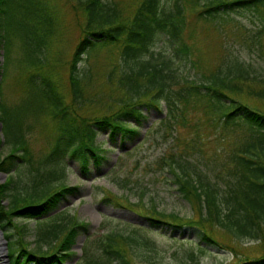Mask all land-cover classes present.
I'll list each match as a JSON object with an SVG mask.
<instances>
[{"label":"trees","instance_id":"16d2710c","mask_svg":"<svg viewBox=\"0 0 264 264\" xmlns=\"http://www.w3.org/2000/svg\"><path fill=\"white\" fill-rule=\"evenodd\" d=\"M131 1L130 8L115 0H76L72 4L74 10L81 11L82 20L68 59L67 102L47 74L27 73V88L38 103L34 112L47 105L57 120L42 156L32 157L23 120L11 124L0 103L1 131L4 142H10L8 150L0 152V173L5 174L0 180V228L6 239V264H64L74 254L71 246L78 233L87 234L80 248L82 264H133L131 250L148 241L141 237V227L92 235L87 221L62 207L68 196L79 193V186L63 183L61 178L67 157L77 161L83 176L91 166L98 168L106 160L103 140L96 139L98 132L106 131L108 141L118 146L139 135L145 117L143 107L164 109L166 127L187 124V116L199 110L209 123L219 125L222 133H234L228 151V176L221 185L200 170H188L187 161L171 157L167 162L177 189L184 197H193L197 218L164 213L151 202L145 207L153 214L141 213L148 224L179 231L191 229L203 246L222 247L210 233L211 225L235 238L264 234V110L235 96L248 86L250 94L264 99V0ZM6 2L0 0V85L14 38L21 48L20 61L36 67L52 33L49 13L39 0H34L30 11L20 13L17 26L10 24L12 15ZM243 10L257 19L253 39L256 61L222 44L218 61L207 69L202 67L199 33L210 25L221 34L230 28L232 38L236 37L242 27L236 15ZM98 46L111 49L113 61L106 77L118 94L110 112L87 117L75 109L87 99L89 67L84 69L79 64ZM181 62L188 64L185 73ZM189 69L193 76L187 74ZM21 164L26 165L25 173L19 171ZM102 189V200L121 205L117 194ZM120 196L128 204H136L126 193ZM139 197L141 200L142 191ZM25 235L32 238L27 240ZM188 256L192 258V253ZM234 264H264V253L244 256Z\"/></svg>","mask_w":264,"mask_h":264},{"label":"rangeland","instance_id":"374dc122","mask_svg":"<svg viewBox=\"0 0 264 264\" xmlns=\"http://www.w3.org/2000/svg\"><path fill=\"white\" fill-rule=\"evenodd\" d=\"M115 1L124 8L131 7V0ZM33 2L34 0H7L6 9L12 15L10 24L19 25L20 13L30 11ZM75 2L76 0H39L45 12L49 13L52 33L43 48L42 61L36 67L27 66L20 61L22 52L16 38L9 48L0 85V103L3 106L1 110H6L11 124H14L15 120H23L24 138L34 159L47 151L56 130L57 120L49 113L47 105L34 112L38 103L34 102V95L27 88V73L38 71L42 75L47 74L55 89L62 94L64 102L68 101V59L79 36V23L82 20L81 11L72 7ZM236 17L242 25L241 30L239 28L241 32L236 31V37L232 38L230 28L221 34L214 31L210 25L199 33L198 50L202 58H199V63L205 69L207 65L212 66L218 61L222 44L226 45L229 51L238 52L241 56L256 61L253 39L257 19L245 10L237 13ZM262 49L264 51V37ZM110 61H113V55L109 46L95 47L88 56H83L79 65L84 69L89 67V76L85 84L87 99L84 104L75 108L79 115L92 117L115 108L113 101L117 99L118 93L106 77ZM180 68L185 73L188 64L181 62ZM187 74L194 75L191 69ZM243 88L235 96L264 110V99L250 94L248 86ZM142 112L145 117L140 123L139 135L133 140H123L120 146L108 141L106 131L98 132L96 139L103 140L101 146L105 148L106 160L98 168L91 166L88 175L80 174L75 159L67 157L63 161L65 175L61 181L79 186L77 195H70L62 202V207L68 210L67 213H74L78 219L87 221L92 235L97 231L106 230L127 232L140 226L141 237L147 238L148 241L145 245L133 247L131 250L130 258L133 264H234L244 256L264 253V234L255 238H235L216 225H211L209 231L222 243V247L203 246L191 229L179 231L171 230L167 226L156 227L148 224L145 215L141 213L150 212L145 206H149L151 202L155 204L156 209L164 213L172 212L183 219L197 218L198 212L193 197L191 194L184 197L177 189L178 183L174 180V174L167 162L171 157L181 162L187 161L185 164L188 170H200L208 175L210 180H214L215 184L221 185L224 177L228 176V151L234 133H222L219 125L209 123L199 110L187 116V124L169 127L165 124L168 119L164 116V109L158 111L143 107ZM9 146L10 142L5 143L3 136L0 152H6ZM19 171L25 173L26 165L21 164ZM4 176L0 174V180ZM102 188L117 194V201L121 205L114 200H102ZM123 193L136 204H128L120 196ZM16 221L23 222L22 219ZM28 223L31 224L32 221ZM86 235L77 234L71 246L74 254L64 264H74L81 257L80 248ZM1 238L6 240L3 229L0 228V264H6L7 258ZM31 238L32 235H25V239ZM189 252L192 253V258L188 256ZM82 262L83 259H79L77 264Z\"/></svg>","mask_w":264,"mask_h":264},{"label":"water","instance_id":"95a60500","mask_svg":"<svg viewBox=\"0 0 264 264\" xmlns=\"http://www.w3.org/2000/svg\"><path fill=\"white\" fill-rule=\"evenodd\" d=\"M0 126H1V122H0ZM3 140V135H2V132H1V129H0V143L2 142ZM2 176H4V173H0ZM1 244H2V248L5 249V240L3 238H1Z\"/></svg>","mask_w":264,"mask_h":264},{"label":"bare ground","instance_id":"6f19581e","mask_svg":"<svg viewBox=\"0 0 264 264\" xmlns=\"http://www.w3.org/2000/svg\"><path fill=\"white\" fill-rule=\"evenodd\" d=\"M0 250H1V248H0ZM1 252V251H0Z\"/></svg>","mask_w":264,"mask_h":264}]
</instances>
